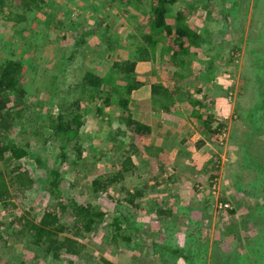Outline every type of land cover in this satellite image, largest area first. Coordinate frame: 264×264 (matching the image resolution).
Instances as JSON below:
<instances>
[{"label": "rangeland", "instance_id": "obj_1", "mask_svg": "<svg viewBox=\"0 0 264 264\" xmlns=\"http://www.w3.org/2000/svg\"><path fill=\"white\" fill-rule=\"evenodd\" d=\"M12 1L16 9L21 0ZM138 1L140 7L135 0H36L37 7L22 21L0 11V63L22 62V93L7 94L23 112V126L12 128L11 139L51 158L64 172L67 190L106 211L103 218L95 216L90 231L79 233L75 219L61 218L60 233L85 245L81 255L24 248L25 237L16 233L22 223L18 217L38 220L57 200L38 180L45 170L32 157L21 159L31 164L36 181L13 192L15 205L0 201V264H12V255L28 264H190L173 257L174 245L191 246L192 264H264V232L253 224L264 205V106H258L264 103L259 52H264V0L172 2L168 20L175 21L183 10L205 38L182 55V64L172 56L166 33L156 32V23L143 12L156 0ZM150 33L158 40L159 55L141 58L138 48ZM123 60H135L132 77L145 80L131 93L128 72L113 71L106 79ZM88 72L92 80L82 81ZM156 82L167 88V99L153 92ZM87 85L100 91V98L90 96ZM59 87L66 103L80 96L82 123L67 145V158L60 161L58 155L56 162L53 153L60 147L49 122L60 111L61 100L51 94ZM108 89L111 103L105 101ZM121 96L130 98L128 108L119 102ZM128 114L150 129L135 132ZM64 115V121L76 123L73 112ZM18 162L8 152L0 154L4 173ZM98 175L117 179L96 193L92 180ZM159 205L174 208L176 215L159 217ZM196 225L193 246L187 245L192 234L182 228ZM253 232L260 237L259 255L251 246L242 253L241 239Z\"/></svg>", "mask_w": 264, "mask_h": 264}, {"label": "trees", "instance_id": "obj_2", "mask_svg": "<svg viewBox=\"0 0 264 264\" xmlns=\"http://www.w3.org/2000/svg\"><path fill=\"white\" fill-rule=\"evenodd\" d=\"M175 1L176 0H156L151 3L149 8L150 10H145L144 8L142 9L144 10L143 12L147 14L153 22L156 23L155 26L157 27V29L155 31H162L166 33L169 38V42L171 40V44L173 47L172 56L175 57V61H177V63L182 64L184 63V58H182V55L191 54L192 46L202 43L205 38L203 37L202 33H199L191 26L188 21H186L184 15L185 13L183 10H179L177 12L175 21L168 20L167 16L171 12V3ZM135 2L137 4V7H140V1L135 0ZM13 5L14 3L12 0H0V11L7 10L8 15L5 16L6 18L8 17L10 19H14L15 21H22L28 18V10L37 7L38 4L36 0H21L20 2L15 4L16 9L12 8ZM7 7L8 9H6ZM223 9H225V6ZM145 36L146 38L143 40L141 47L138 48L139 52H143L140 57L155 59L154 56L157 57V55H159L157 53L158 40L155 37L154 33H150ZM259 52L263 54L261 59H264V52L260 49ZM164 54L165 53L162 51V55ZM255 58H260V56H257ZM135 65V60L116 61L114 69H111L110 72L107 73L106 79H109V77H111V73H113V71L128 72L130 76L126 85V91L131 93L134 88L141 86L145 82V80L142 81L139 78L132 77V71L135 68ZM21 68L22 62L19 60L16 61L14 59H8L0 63V154L3 152H8L13 159L19 161L17 168L11 171L10 174L4 173V170L0 169V201L6 205H15V202L10 199L13 192L32 187L35 184L36 178L33 173L34 171H32L33 169H30L28 167L31 164H23L21 161V159H27V157L34 158L37 165H39V167L41 169H44L46 172L44 174L45 176L39 177L38 179L42 184L41 186L50 194H52V197L56 199L57 202L47 206L44 209L43 213H41L37 217L38 220L27 218L22 215L18 217V219L22 221V223L20 225L21 230L16 231V233L21 232V234L25 237L24 239L26 240L24 241V243L20 244H23L24 248L30 250L31 248L35 247L45 248L46 251L50 250L54 254V256H60L63 252H67L68 254L74 253L76 255H81L85 248V245L81 241L71 236V234L63 235L60 233L61 230L64 229V224L62 223L61 218L65 217L66 215H70L72 219H75L73 225L74 227H76V233H79L81 230L90 231L93 224L96 222L95 216L103 218V216H105L106 214V211L100 206L92 204L89 200L86 202L79 200V198L75 196V193L72 191V188L70 190H67L66 187L63 186L64 172L61 170L60 166L53 167L54 164L51 163V158L48 157L46 159H43L42 153L40 151H34V149L31 148L32 144H28V142H25L23 140L14 141L13 139H11L10 134L11 132H13L12 128L16 126H23L21 120L23 112L20 104H11L9 102L7 94L11 91L17 90L22 93L23 89L20 87L22 76ZM116 76L117 75L115 72V79ZM88 80H92V74H89V72L88 75L86 74L85 77L82 78V81L87 82ZM85 87L89 88V90L91 89L89 93L90 96L93 97L94 95V97L100 98V91L95 90L93 88L94 86L90 87L87 85ZM166 91L167 88L162 83H154L153 92L155 94L163 93V98L167 99L168 95ZM61 92V87L57 88L56 91H51V94L53 96L52 98L58 96V99L61 100V102L59 103V113L57 115H53L51 121L49 122V126L55 134L56 140H58L57 144L60 147V151L53 153V155L55 156L53 157V161L55 160L56 162V156L58 155L60 161H63L67 158V145L68 143H70L71 139H74L78 136V132L82 123V121H80L78 118V116H80L79 108L81 106L80 96L77 97L74 101L66 103L67 100H64L65 97L61 94ZM111 92L112 90H109V95L105 97V101L107 103H111L112 101ZM62 100H64L65 103ZM129 100V97L121 96L119 102L124 104V106L128 108ZM66 104L69 105L67 106ZM258 106L263 107L264 103ZM66 111L73 112V117L77 118V120L73 119L76 123L72 124L73 122L70 121L71 119L64 121V112ZM127 121L129 124L135 123L134 131L137 133H141V130L144 128L150 129V126L132 118V114L127 115ZM78 149L79 150L76 151V154L77 157H80L82 154V146L79 145ZM98 157L102 156L99 155ZM125 157L127 158L126 161L128 159L130 160V157H128L127 155ZM36 172L37 168L35 169V173ZM119 175H122V173H120ZM116 179V175L111 176L108 179H105L103 176L98 175L92 180V183L94 185L92 189L93 191L98 193L100 189L104 190L108 184L114 182ZM129 200L134 201V195H131L129 197ZM259 206L258 217L254 220L253 224L257 226V230L262 231L263 233L264 205L260 204ZM173 209L172 207L164 208L159 205L156 211L159 217L165 218L163 216L167 215L170 217V214H172L173 216L176 215L175 210ZM169 217L167 219L172 218ZM11 222L13 223V219H11ZM2 223L3 222L0 221V234L3 231V229L1 228ZM198 227L199 226L196 225L192 229L182 228L181 232H184L186 235L189 233L192 234L189 235L185 240L187 245H191L192 243L193 246L191 236L195 234L196 228L198 229ZM249 236L247 238L245 237L241 239L240 241L243 244L245 250V252L242 251V253L247 254V251L250 250L249 247L251 246L254 255H259L261 247H259V244L261 241L258 233L253 232V234ZM189 249H191V246L174 245L170 249V253L173 254V257L183 258L186 261H189L190 264H192V259L194 258V256L191 250L189 251ZM156 252L158 253V249ZM17 256L18 255L14 257V255H12L9 257V260H13L12 264H18L20 262H23V264H28L27 261H24L22 258L17 263ZM85 256V258L88 257L89 259L88 254Z\"/></svg>", "mask_w": 264, "mask_h": 264}, {"label": "crops", "instance_id": "obj_3", "mask_svg": "<svg viewBox=\"0 0 264 264\" xmlns=\"http://www.w3.org/2000/svg\"><path fill=\"white\" fill-rule=\"evenodd\" d=\"M162 155V154H161ZM161 157V156H160Z\"/></svg>", "mask_w": 264, "mask_h": 264}]
</instances>
